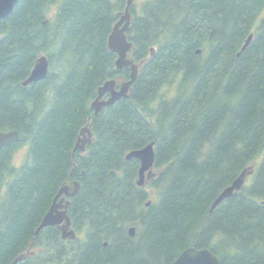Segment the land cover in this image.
Returning a JSON list of instances; mask_svg holds the SVG:
<instances>
[{
  "label": "trees",
  "instance_id": "trees-1",
  "mask_svg": "<svg viewBox=\"0 0 264 264\" xmlns=\"http://www.w3.org/2000/svg\"><path fill=\"white\" fill-rule=\"evenodd\" d=\"M125 3L18 0L0 21V131L19 132L0 150V264L29 251L17 264H171L188 246L219 264H264V0L132 2L129 55L142 63L127 96L93 115L98 87L129 78L107 47ZM42 54L46 77L22 86ZM151 142L153 201L135 183L138 160L125 159ZM243 171L250 182L210 210ZM74 181L75 238L35 234Z\"/></svg>",
  "mask_w": 264,
  "mask_h": 264
},
{
  "label": "water",
  "instance_id": "water-1",
  "mask_svg": "<svg viewBox=\"0 0 264 264\" xmlns=\"http://www.w3.org/2000/svg\"><path fill=\"white\" fill-rule=\"evenodd\" d=\"M18 0H0V21L9 16L15 4ZM133 0H126L124 9L119 12V19L112 26L111 32L107 38V47L110 51L116 54L115 67L117 70L121 68L129 69V78L123 80L117 85L116 79H108L97 89L96 98L91 102V107L93 109V115H97L98 112L106 105H112L116 101L123 97H126L128 92L131 90V85L136 79L139 67L142 62L136 63L128 55L130 49L132 48V42L128 39L126 31L132 19L130 13V5ZM253 34L250 33L245 39L243 45L241 46V51L244 50L252 39ZM154 49L150 48V54H153ZM48 59L46 55L42 54L36 58L32 69L26 79L21 82L22 86L29 85L33 82L40 81L44 79L48 73ZM108 93L106 99H102V96ZM87 133V138L84 139V143L90 141L91 132L88 127L82 128L80 135ZM19 132L16 130L0 131V150L7 145L18 142ZM80 136L77 138L75 143V148L78 145ZM80 150L84 149V144L79 147ZM155 150L153 143H148L142 148L134 149L126 153L125 159H137L139 161V167L137 171L136 185L143 186L146 179L152 175L151 168L154 162ZM245 172V171H244ZM244 172L237 177L232 183L224 188L216 200L213 206L219 203L224 198L234 195L236 191L240 189L244 181ZM111 175H116L114 170L110 171ZM78 182L74 181L72 185L61 186L53 201L47 210V212L42 217L39 225L35 230V234L39 232L40 229L47 226H57L60 230L61 237L63 239L75 238V231L71 227V221L67 214V205L69 201H64V196L68 194H74L78 190ZM148 203H146L147 205ZM128 233L133 236L135 233V227L130 226L128 228ZM31 254V252L21 253L16 256L10 264H17L22 261L26 255ZM171 264H219L218 257L213 254L208 248H196L193 246L185 247L175 258Z\"/></svg>",
  "mask_w": 264,
  "mask_h": 264
},
{
  "label": "rangeland",
  "instance_id": "rangeland-1",
  "mask_svg": "<svg viewBox=\"0 0 264 264\" xmlns=\"http://www.w3.org/2000/svg\"><path fill=\"white\" fill-rule=\"evenodd\" d=\"M144 1H146V0H133V4H134V8L136 9V10H138L139 11V9H140V7H141V4L144 2ZM54 10V9H53ZM53 10H51L49 13H48V17H51L52 16V13H53ZM262 15H264V7H263V9H262V11H261V13H260V17L262 16ZM119 83V82H118ZM120 84V83H119ZM103 97H104V95L102 96V99H103ZM83 138H85V137H83ZM81 144H83V142L82 141H79L78 142V146L79 145H81ZM27 151H28V145L26 144V145H23L22 147H20V148H18L17 150H16V152H15V154H14V157H13V159H12V162H13V164L15 165V166H18L19 164H21V162L23 161V159L25 158V156H26V154H27ZM264 156V149H263V151H262V153L260 154V156L257 158V160H256V164H258L259 162H260V160L262 159V157ZM252 169H253V166L252 165H250L249 167H248V171L251 173L252 172ZM151 173H152V175H151V178H153V177H156V175L161 171V169H156L155 167H152L151 168ZM249 173V174H250ZM246 176H248V174L246 175ZM150 177H148V179L146 180V182H145V184H144V188L147 190V192H148V199L149 200H156L157 199V195H156V193L155 192H153V190L149 187V180L151 179ZM250 180H251V177L249 176V177H245V179H244V181L245 182H250Z\"/></svg>",
  "mask_w": 264,
  "mask_h": 264
},
{
  "label": "bare ground",
  "instance_id": "bare-ground-1",
  "mask_svg": "<svg viewBox=\"0 0 264 264\" xmlns=\"http://www.w3.org/2000/svg\"><path fill=\"white\" fill-rule=\"evenodd\" d=\"M75 143H76V142H75ZM74 149H75V146H74ZM243 172H244V171H243ZM244 173H245V172H244ZM241 174H242V172L240 173V175H241ZM240 175H239V176H240ZM239 176H238V177H239ZM244 176H245V174H244ZM235 179H236V178H235ZM228 186H229V185H228ZM228 186H226V187H228ZM226 187H225V188H226ZM219 194H220V193H219ZM219 194H218V195H219ZM217 197H218V196H217ZM217 197H216V198H217ZM216 198L213 200V202H212V204H211V207H210V210H212L213 208H215L219 203H221V202L225 199V198H224V199L221 200L219 203H217L216 205L213 206V203H214V201L216 200Z\"/></svg>",
  "mask_w": 264,
  "mask_h": 264
},
{
  "label": "flooded vegetation",
  "instance_id": "flooded-vegetation-1",
  "mask_svg": "<svg viewBox=\"0 0 264 264\" xmlns=\"http://www.w3.org/2000/svg\"><path fill=\"white\" fill-rule=\"evenodd\" d=\"M81 140H83V139H81ZM72 195H73V194L65 195V196H64V200H63V202L67 200V201H69V203H70V197H71ZM68 206H69V204L67 205V210H68Z\"/></svg>",
  "mask_w": 264,
  "mask_h": 264
}]
</instances>
